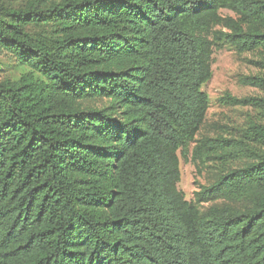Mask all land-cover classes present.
<instances>
[{
  "label": "trees",
  "instance_id": "16d2710c",
  "mask_svg": "<svg viewBox=\"0 0 264 264\" xmlns=\"http://www.w3.org/2000/svg\"><path fill=\"white\" fill-rule=\"evenodd\" d=\"M221 47L264 65V0H0V264H264V123L195 139Z\"/></svg>",
  "mask_w": 264,
  "mask_h": 264
},
{
  "label": "rangeland",
  "instance_id": "374dc122",
  "mask_svg": "<svg viewBox=\"0 0 264 264\" xmlns=\"http://www.w3.org/2000/svg\"><path fill=\"white\" fill-rule=\"evenodd\" d=\"M14 1L16 0H10L12 3ZM221 14L231 13L224 9ZM261 60L257 52L236 53L227 47L213 49L212 75L201 87L209 98V106L195 139L219 134L229 137V134H237L249 122L264 123V83L254 86L243 81L247 76L264 77V65ZM25 71L26 67L0 51V81L5 78L16 79ZM225 93L235 98H257L263 102L251 101L249 104L232 105L220 100ZM99 105L100 103H97V106ZM242 161L243 159L233 161L231 165H239ZM216 167L218 165L214 163L200 164L197 167L190 155L186 159L180 156L178 188L187 201L194 202V193L199 186L212 182ZM210 204L203 203L199 208L204 210Z\"/></svg>",
  "mask_w": 264,
  "mask_h": 264
}]
</instances>
